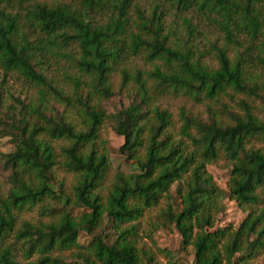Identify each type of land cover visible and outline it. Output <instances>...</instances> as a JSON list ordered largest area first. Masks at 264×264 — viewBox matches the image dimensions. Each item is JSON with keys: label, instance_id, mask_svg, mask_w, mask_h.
<instances>
[{"label": "trees", "instance_id": "obj_1", "mask_svg": "<svg viewBox=\"0 0 264 264\" xmlns=\"http://www.w3.org/2000/svg\"><path fill=\"white\" fill-rule=\"evenodd\" d=\"M81 1L83 11L64 1L0 0V69L45 86L64 103L74 104L80 118L77 127L62 115H49L44 91L36 103L19 101L20 112L18 117L14 113L8 132L16 145L4 155L10 187L0 198V264H18V248L26 258L36 254L34 264H155L153 256L137 245L136 225L131 222L162 198H170L173 184L179 206L168 203L164 212L182 244L193 247L192 264H249L264 248V121L245 99L238 101L243 114L222 104L220 112L226 113L227 119H217L213 111L210 119L204 120L181 107L180 137H176L171 113L156 102L167 93L217 101L229 90L255 93L257 77L249 62L255 40L260 38V47L264 46V9L258 6L264 0H173L180 8L199 6L219 15L227 41L242 48L231 59L227 47L216 46L214 69L195 58L191 47L170 43L162 14L156 10L148 16L137 10L132 19L128 13L132 0H115L116 13L99 24L92 23L89 12L98 11L104 0ZM22 18L28 31L20 29ZM244 34L249 45L240 38ZM42 39L49 45L59 42L78 49L77 68L90 78L85 94L79 91L80 78L74 80L73 93L66 95L37 69ZM125 54H142L149 62L160 60L163 67L119 68L124 87L132 81L131 101L110 116L115 132L124 139L122 148L131 151L138 170L116 172L103 194L109 159L96 140L109 114L101 100H92L95 94L99 99L111 95L110 74ZM257 58L264 62V56L258 54ZM53 139L68 141L61 148V164L75 176L72 202L61 184L60 193L50 186L59 164ZM222 157L231 163L226 190L218 187L207 170L208 164ZM223 195L247 210L236 227L217 226ZM51 196L64 199V206L70 203L87 211L73 215L64 207L48 222L24 220L16 226L21 210ZM40 207L47 212L48 208ZM104 217L117 230L112 243L92 234ZM83 231L91 234L85 245L78 241ZM10 235L13 244L6 243ZM65 254L70 261L65 260Z\"/></svg>", "mask_w": 264, "mask_h": 264}, {"label": "rangeland", "instance_id": "obj_2", "mask_svg": "<svg viewBox=\"0 0 264 264\" xmlns=\"http://www.w3.org/2000/svg\"><path fill=\"white\" fill-rule=\"evenodd\" d=\"M64 1L71 4L72 7L78 10H84V4L81 0H45ZM115 0H104L101 8L96 11L89 12V19L92 23L104 24L108 21V17L116 13L113 9ZM258 6L264 9V1L258 2ZM137 10L142 11L146 16L156 10L157 14H162L163 23L165 24V32L169 34V41L172 44L187 45L192 48L195 58H199L207 67L214 69L217 67V57L215 47H227L228 55L231 59L235 53L242 48L236 47L234 43H229L225 36V31L219 23L220 16L209 12L205 8L193 6L189 8H180L173 0H132V4L128 10L129 16L132 19L137 17ZM20 29L28 31L25 24V19L21 20ZM37 33L32 34L33 36ZM244 45H249L250 40L244 34L240 36ZM261 39H256L253 45L251 56L253 60L249 63V68L256 75L258 88L255 93L251 92H232L221 95L219 101L202 98L193 100L183 95L167 93L160 96L156 102L161 108L167 109L175 124L174 133L176 137H180L179 126L181 124L179 109L186 107L195 114L200 115L204 120L210 119L208 116L215 111V117L219 119L221 116L224 119L228 118L226 113L220 112L222 104L226 105L231 111L243 114V110L238 101L245 99L253 106V113L264 121V62H260L257 55L264 56V46L259 42ZM41 50L37 51L38 65L37 69L46 76L50 83L62 90L66 95H71L75 89L74 80L80 78L83 83L80 85V90L86 93L90 78L82 74L76 65L78 57V49L73 46H64L59 42L49 45L47 41L42 39ZM42 53V56H40ZM155 65L163 67L160 60L149 62L144 58V55L125 54L123 59L118 60L117 67L110 74L111 95L106 98L99 99L97 94L93 103L102 101V106L109 114L100 126L96 144L100 150H104L109 159L108 171L103 180L102 192L106 194L113 179L114 174L118 171L124 173L136 172L138 170L135 164V158L132 157L131 151L122 148L124 139L118 135L114 128V121L110 115L116 111L126 107L131 101L132 81L126 87L122 84L119 68L126 67L131 70L141 68L143 70H152ZM3 82V84H1ZM46 92V107L49 115H62L66 120L72 122L77 127H80V118L78 117L74 104H66L53 92L43 85H37L34 82L26 80L19 74L8 73L4 74L0 69V94L2 101L0 103V198L6 196L10 187L9 167L4 163V155L13 151L16 145L15 138L8 134L13 124L12 117L14 113L18 117L19 101L28 103L30 101L36 103L39 99L40 92ZM256 146L261 143L254 142ZM51 144L55 149L59 164L54 168V179L50 181V186L54 191L60 193L59 185L61 184L62 191L66 197H69L70 202L73 201V186L75 184V176L64 169L61 164L63 159L61 148L68 144L65 139H53ZM122 148V150H121ZM142 153V150L140 151ZM208 172L211 173L213 179L219 188L226 190L227 181L230 176L231 163L226 158H219L215 162L207 165ZM176 185L173 184L170 190V198H162L158 205L144 210L141 217L131 223L136 225L135 240L140 249H143L153 256L155 264H192L193 262V247L191 245H183L181 236L177 232L174 223L169 214H166L167 204L172 203L173 206H179V198L175 191ZM63 196V197H65ZM65 200H58L55 197H46L42 202L36 203L32 208L23 209L17 214L16 226L24 220L31 222H48L57 215L64 207L68 208L73 215H79L87 209L70 206ZM46 207L48 210L53 209L54 212L41 211V207ZM264 206V204H263ZM247 210L241 208L234 200L226 196L219 198V210L217 214V226L223 227L232 225L236 227L240 221L246 216ZM92 234L101 235L106 242L112 243L117 238V230L113 227L112 222L104 217L103 223L96 227ZM91 239V234L80 232L78 241L85 245ZM14 236L10 235L6 239V243L13 244ZM19 246V243H15ZM18 248V247H17ZM37 255H32L29 258L21 254L20 249L16 251V260L18 264H34V259ZM68 262L71 259L67 254L64 256ZM237 264H243L238 262ZM249 264H264V248L259 254L249 262Z\"/></svg>", "mask_w": 264, "mask_h": 264}]
</instances>
